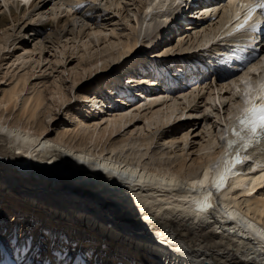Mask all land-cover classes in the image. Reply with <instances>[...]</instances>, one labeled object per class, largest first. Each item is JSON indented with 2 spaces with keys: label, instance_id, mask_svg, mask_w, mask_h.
<instances>
[{
  "label": "bare ground",
  "instance_id": "1",
  "mask_svg": "<svg viewBox=\"0 0 264 264\" xmlns=\"http://www.w3.org/2000/svg\"><path fill=\"white\" fill-rule=\"evenodd\" d=\"M90 1L95 5L98 0H0V52L5 49L9 52V47L18 39L24 51L22 52L24 55L16 58L8 69L17 64L15 70L17 68L19 70L21 66L29 63L26 60H30L33 53L37 51L41 55L44 50L59 44L61 39L71 37L70 39L75 42L82 41L83 32L93 24H90L85 14L77 12ZM164 1H140L137 9L140 17L137 19L139 24L137 33L132 38L127 34L126 40L119 43H110L104 51L94 55V60L91 59V55L86 57L88 63L84 62L85 67L81 63L78 66L82 67V70H86L87 66L90 71L94 67L95 71L91 76L102 73L98 78L102 79L103 85L104 81L107 82L109 77L115 74L112 71H116L118 66L122 64H125V67L132 66L140 62L137 57L144 53L149 57L183 59L193 50L195 53L196 50L199 52V49H203L206 58H212V49L209 46L217 36L223 38V45L235 40L238 42L237 45L234 44L236 47L233 50H226L223 58L215 62L217 67L224 69L220 75L230 69L232 61L242 62L240 65H243L246 60L255 59L256 53L250 49L257 41L255 32L242 31L235 37L221 32L223 26L232 17L234 19L236 12L241 10L239 4L233 3L221 7V1L200 3L201 7L196 9L205 14L201 18L202 21L206 19L205 17L209 18L210 23L219 19L210 28L213 31L211 36H205L195 47H183L181 44L186 37L183 40L179 37L177 43L179 49L165 47L162 55L159 53L162 49L155 52L159 45L158 37L171 21L168 17L170 15L173 17L182 10L179 7L183 0L179 3L172 0L167 7L163 6ZM116 2L110 4L117 8L120 4ZM50 4L53 9L51 18L38 26L36 24L40 21L38 19L45 17L43 11ZM75 7L76 12H73ZM3 8H7V13L1 11ZM150 8L152 12L149 13ZM219 9L221 13L219 11L216 14ZM189 14H192V11H189ZM155 17L164 18L162 28L149 43L144 42L142 35L152 32ZM188 26L185 28L189 29ZM51 27L55 30L51 31ZM42 30L49 32L41 34ZM96 32L104 33L101 30ZM174 32L177 33L178 30ZM30 35H33L32 39ZM110 35L117 36L113 30ZM183 36L185 34L181 37ZM104 41L109 42L106 34ZM155 41L157 43H154ZM86 46L87 44H83V47ZM110 50L115 51L107 54L106 52ZM244 52L248 54L245 55ZM102 53L107 55L104 56ZM61 54L63 55L62 52ZM98 54L101 56L98 57ZM249 54L253 56L249 57ZM194 56L186 57L182 63H191L194 68L200 65L204 70L208 66H213L211 60L208 64L198 59L188 60ZM81 57L82 55L80 61ZM106 58H110L111 62L109 63ZM225 59L230 66L220 64ZM150 61L142 62L138 67L143 68V71L151 69ZM59 62L62 63V60ZM37 63H40V60ZM135 68L128 67L121 76L126 73L129 77L131 72L135 74L137 72ZM251 68H255V72L250 71ZM8 69L0 76V84L4 82L5 85L9 80L8 88L0 90V212L12 210L16 219L22 216L23 221L12 220L7 234L15 236L13 227L20 226L22 231L19 237L23 239V243L18 245L17 249H8L12 238L7 236L6 239L0 234V245L4 247L3 249L0 247V251L4 260L11 262L17 260L28 264H264V239L257 235L264 233V167L250 170L242 167L244 162L236 166L234 175L231 176L233 185L228 184L227 190L223 192L228 200L222 202L220 207L215 206L216 216L212 213L213 208L199 212L194 210L192 204L193 196L201 192L200 185L193 189L192 181L197 180L203 169L211 173L216 166L218 158L224 151L222 138L225 136V130L241 114L245 106L246 88L249 85L253 88L255 83L254 81L249 84L246 80L264 69V57L245 68L236 79H222V83H229L213 89L214 93L216 92L213 99L206 98L213 103L217 101L219 108L224 110L221 105L223 96L220 94L230 89L231 106L237 108L233 112L229 111L226 118L224 116L221 118L219 113L215 116L218 131L214 132L211 139L200 145L198 155L193 159L189 158L187 152L185 153L188 132L181 137L183 149L175 152L172 150L175 138L170 135L168 129H165L167 132H163L164 129L159 131L164 126L167 128L172 122V116L178 108L184 113L189 107L180 108L177 105L178 99H185L187 95L193 97L196 90L199 92L198 88L195 89L198 82L193 84L194 76L191 73L185 74L182 79V84L189 85L188 90L191 92L187 94L188 90H182L177 96L180 98L177 99L170 96L169 91L173 85L171 81L166 83L164 92L160 90L152 92L151 87L156 85L149 80L151 86L145 89L153 94L141 103L135 102L134 105L125 106L127 109L117 108L113 112L106 110V105L102 103L105 101L101 100L98 89L92 94L79 96L82 103L86 102V106L89 105V110L95 109L100 103L99 110H103V116L93 118V122L87 121V124L78 122L72 129L68 127L57 129L56 136L52 138L49 135V127L55 115L53 109L45 108L44 92L37 88L38 86L28 89L31 77L28 72L20 74L23 70L18 73L13 70L11 74L14 75L7 78ZM188 70L192 69L189 67ZM196 71L201 74L203 70ZM147 75L148 73L144 72L130 79L147 82L149 78ZM85 81L88 82L87 78L74 80V84L79 86ZM115 85L117 87L115 90L110 84L103 86L106 91L103 92L106 97L114 98L116 95L118 100L119 97L122 98L124 92H118L119 89L123 90L121 84L115 82ZM61 89L59 86L51 90V94L57 96L55 102L58 110L68 102ZM237 89L240 91L237 92ZM165 92L167 95L162 98ZM235 96L239 102L234 100ZM133 107L134 109L128 110ZM166 111L170 113L167 114ZM139 115L145 119L146 129L139 133L138 131L134 134L126 133L121 138L114 137L120 131L125 132L126 127L133 124ZM164 134V141L171 136V140L165 142L171 150L167 151V148L161 150V147L152 150L154 141ZM255 149L264 157V153L256 146ZM99 165H103L109 171H104ZM235 188L240 189V192L235 191ZM38 189L42 190L40 194ZM236 216L241 220H238L236 225L228 227V220ZM36 220L38 229H34ZM43 224L46 226H42ZM23 226L27 229H23ZM44 228L47 235L43 231ZM25 230L33 231L27 236ZM42 238L43 242L38 244ZM17 242L15 240V244ZM249 256L251 259H248Z\"/></svg>",
  "mask_w": 264,
  "mask_h": 264
},
{
  "label": "rangeland",
  "instance_id": "2",
  "mask_svg": "<svg viewBox=\"0 0 264 264\" xmlns=\"http://www.w3.org/2000/svg\"><path fill=\"white\" fill-rule=\"evenodd\" d=\"M111 1H113V3ZM115 1L119 2V4H120V6L117 8H115L116 6L111 5V4H114ZM140 1H145V0H140ZM139 2H138V0H98L97 3L95 5H93V2L90 1L88 5L82 7L77 12L79 14H85V17L90 21V24L91 25L93 24L90 28L87 27L86 30L83 32L82 41L77 40L75 42L72 39H70L71 37L64 38L63 40L61 39V42L59 41L60 42L59 44L55 45V47H50L48 50H44L41 53V55H39L37 51L35 53H33V56L30 58V60L29 59L26 60V61H29V63L27 62V64L24 66L25 68L23 66H21L19 68V70H18V68L15 70V67L17 66V64H14V66H12V68L8 69V67L16 60V58L24 55L23 54L24 51H22V47H21V41L19 39H18L19 41L18 40L15 41L14 45L9 47V52L6 49L3 52L2 51L0 52V61H1L0 62V76L4 75L6 73L7 69L9 70L7 78H9L8 76L11 77L14 75V74H11L13 70H15L14 72H16V73L23 70L20 74H24V73L28 72L29 76L31 75V77L28 81V86H27L28 89H31L33 86H35V87L38 86L37 88H39L42 92H44V95L46 96L45 108L49 109V107H50V109H53V113L55 115L54 121L51 122L50 127H49V131H50L49 135H51L52 138L56 136L57 129H63V127H68V129H72L73 126L75 124H77L78 122L81 124H87L88 123L87 121L93 122L94 119H98V118H101L103 116V113H104L103 110L102 111L99 110L100 103H99L98 107H96L95 109L90 108V110H89V105L86 106V102L82 103L81 99H79V96H84V95L90 94V93L92 94L93 92H95V90L97 91V89H98V91L100 92L99 96L101 97V100L104 101V99H105L104 92H106V91L103 89V86L110 84L114 89V88H117L115 85V82H118V84L123 85L122 83L125 79L132 78L135 75L138 76V73L139 74L141 73V72H138V73L136 72L135 74H133V72H131L130 73L131 75L129 74L130 75L129 77H127L126 73H125L124 74L125 77L124 76L122 77L121 75L126 71V69H128V67L130 68V67L134 66V67H136L135 69H137L136 71H138L139 70L138 66H140V64L142 62H147V61L151 60L148 57V55H145V53H144L146 51H147V53H150V52H148V50L144 51L143 52L144 54L137 57V60L138 61L140 60V62H136V64H132V66L129 65L128 67H125L124 66L125 64L118 66L116 71L115 70L112 71V73H115V74H112V77H109L107 82L104 81L103 85H101L102 79L100 80V78H98V77L102 76L101 75L102 73L91 76V73H93L95 71L94 67H93V69L91 68V71H90L87 66H86V68H87L86 70H82V67L78 66L81 63V65L85 67L84 62H86V64L88 63V61H87L88 59L86 57H89L91 55V57H92L91 59L94 60V55L95 54L97 55V53H99L100 51H104L105 48L109 47L108 45L110 43L111 44H112V42L113 43H119V41H124V39L126 40L127 34H129L130 35L129 37L132 38V36L137 33V31L139 30V24H137V19L139 20V18H140L138 16L139 13H137V9L139 7L138 4H140ZM74 5L75 4H73V6ZM109 5H111V6H109ZM78 6H80V5H78ZM222 6L223 5H221V7ZM3 10L6 11V13H7V8L6 9L3 8L1 11H3ZM74 11L76 12V7L73 9V12ZM194 11H196V10H194ZM194 11H193V13H194ZM43 12H45L46 15L43 14V15H45V17L38 19V20H40L38 23H36L38 26H40L42 23H46L51 18L50 15H52V13H53L52 5L50 4L46 8V10ZM201 18L202 17H200V19H198V20H194V22L188 23V25H190V26L187 25L189 27V29L185 28V27L180 28V30L177 33H175L174 36L170 37V39L165 40L163 42H160L158 40L159 45L154 51L156 52L157 50L162 49L161 51L159 50L160 51L159 53L162 55V53L165 52L164 51L165 47H168V49H170V48L179 49L177 47L178 40H180L179 37L182 38V40L186 37L181 44L183 47H193V46L195 47L198 44V42L200 40H202L205 36H211L213 34V31H211L210 28H212L213 27L212 25L214 23H217V21L219 19H217L216 21H211L212 23H210L209 18L205 17L206 19L203 21L201 20ZM163 21H164V18H161V17H155L154 18V20L152 22V27H153L152 32L149 34H146V35L145 34L142 35L144 42L147 41V43H149L150 42L149 40L155 37L156 32L161 30L162 24L164 23ZM214 26H216V24ZM50 29H51V31L55 30L52 27ZM99 30L103 31L104 33H102V34L97 33L96 31H99ZM111 30H113L114 33L117 34V36L110 35ZM41 32H42L41 34H46L47 30H42ZM105 34H106V37L109 39V42L107 41L108 43L106 41H104ZM184 34H185V36L181 37ZM30 38L32 39L33 35H30ZM159 38H160V36H159ZM239 38H241V37H239ZM239 40H242V39H239ZM81 43H82V46H81ZM15 44H17L18 46ZM83 44H87V46L83 47ZM199 50H202V52L201 51L198 52L196 50L195 53L196 54H199V53L204 54L203 49H199ZM111 51H115V50H110V51H107L106 53L108 54V52H111ZM193 51L191 54L185 55V57L183 59L181 57H180V59H179V57H175V58L173 57V58H169V59H165L164 57H162V58H164L163 60H159V61L158 60H154V61L151 60L149 62V64L152 65V68L149 69L150 73H149V75H147L149 78H147L146 81L149 80V81H153V82L157 83L158 82L157 78L161 77V73L165 72L166 68H168V69L178 68V66H180V64L182 65V61L185 60L186 57H188V56L190 57L191 55L192 56L196 55L195 53H193ZM61 52L63 53V55L61 54ZM107 54H105V55H107ZM2 55H4L5 57L4 56L1 57ZM81 55H82V57H81L82 61H80ZM100 56L101 55L98 54V57H100ZM251 56H253V55L249 54V57H251ZM109 59L110 58H106V60L110 63L111 59L110 60ZM38 60H40V63H37ZM61 60H62V63L61 62L58 63V61H61ZM220 64L227 65V60L225 59L223 62H220ZM97 65L99 67L100 62H98ZM29 66H30V68H29ZM233 70L234 69H232L231 73L228 72L229 70H227L226 73H224L225 75L224 74L220 75L217 78L216 77L214 78V76L213 77H210V76L206 77L205 76L203 79L199 80V83L195 87V89L198 88L199 92H197V90H196V94L193 95V97L195 96V99H193L192 96L187 95L185 99L180 100L181 98L177 97L180 91L175 90V89L173 90V93H171L170 96L171 97L173 96V99L180 98L177 101L178 102L177 105L180 108H182V106H189V107L186 108L184 113H181V110L178 108V110H177L178 112L177 111H175L176 113L174 112L175 114H173V116H172V120H171L172 122L169 123L167 128H165V126H164L163 128L159 129L160 132L163 129H164L163 132H167V131H165V129H168V131L170 132V135L175 138L174 146L172 147V150L174 149L175 152H177L180 149H183L184 143L182 142L181 137L183 136L182 134H185L188 132L189 136H188L187 146L185 147V153L187 152V154L189 155V158H192V159L195 158L198 155L197 151L200 149V145L204 144L209 139H211L213 137V135L215 134L214 132L218 131V129L216 128L217 122H216L215 116H217L219 113L221 118H223V116L226 118V115L229 111L233 112L236 110L237 107L235 108L234 106H231L230 100H231L232 93L230 92V89H226V92H224L223 94H220L221 96H223L222 100H221V102H222L221 105L223 106L224 110H221L219 108V103H217V101H215L214 103L212 100L209 101L211 98L213 99V97L216 93V92L214 93L213 89L216 90L217 88L223 86L224 84L229 83V82L222 83V79L225 80L226 77L232 76L234 73ZM158 72H160V75H158ZM224 76H225V78H223ZM83 78L84 79L87 78L88 82L85 81L84 83L80 84L79 86L76 83L74 84V80H80V79L82 80ZM254 78L257 79V76H250L246 80V82L248 81L249 84H252L255 81ZM7 83H9V80H7ZM7 83L5 85H4V82L2 84H0V90H2L4 88H8ZM59 86H60V89L62 88L61 92L65 95L66 100H68L66 105L64 107H62L60 110H58V108H57L58 105L55 102V100L57 99V96H53L51 94L52 88L53 87H59ZM160 88L161 87H158L156 90L157 91L160 90V92L161 91L163 92V89L162 88L160 89ZM201 88H203V89L201 90ZM106 90L108 91L109 89H106ZM120 91L124 92V93H122L123 94L122 97H124V98H122V100H120V102H119V104H121V105L127 104L126 98H129L132 94H135V93L127 91L125 89H123V90L119 89L118 92H120ZM99 92H96V93L98 94ZM152 92H155V90ZM152 92H150V95L153 94ZM190 92H191V90L190 91L188 90L187 94H189ZM96 93H95V95H96ZM197 93H198V95H197ZM137 94H139V93H137ZM236 96L234 97L235 98L234 100L236 102H239ZM206 98L209 100L207 101ZM98 99L100 100V98H98ZM190 102H191V104H190ZM102 103L104 105H106L104 102H102ZM138 103H141V102H136V104H138ZM84 105L86 107H84ZM207 108L208 109L211 108V109H209L210 111ZM230 108L231 109L233 108V110H231ZM101 109H103V107H101ZM166 113L169 114L170 112L166 111ZM142 116L144 117L143 113H142ZM142 116H140V115H139V117L137 116L136 120L133 121V124H130V126H128L129 128L126 127L125 132L120 131L114 137L118 136V138H121L126 133H133L134 134L137 131L139 133L142 129H146L145 119H143ZM169 126L171 127V129H169ZM103 127L104 126H102L101 129H103ZM161 136L157 137V139L154 141L155 143L152 145V150L161 147V150L167 148V151H170L171 149H169L168 145H165V142H169V140H171V136H170V139L167 138L168 140H166V141H164L165 134L161 135ZM196 152H197V154H196ZM26 189L31 190L32 188H26ZM37 191H38V194H40L42 190L38 189ZM37 191H36V193H37ZM25 217H27V216H25ZM18 218L16 219L14 217L12 210H6L3 212H0V223H1L0 224V234L2 237L6 238V239H7V236L8 237L10 236L12 238L9 241L10 247H8V249H17L18 245H21L23 243V239H21L19 237L20 232L22 231L20 226L13 227L14 232H16L15 236H14V234H12V235L7 234L8 230L10 229L9 224L12 222V220H16V221L22 220L23 221L22 216L20 217V219H18ZM44 225L45 224H43L42 226H44ZM23 229H27V228L25 226H23ZM34 229H38V221L37 220H36V224H35ZM5 231H6V234H5ZM25 231H27V230H25ZM31 231H33V230L27 231V233H28L27 236L31 234L30 233ZM43 231L46 232V235H47V230L45 228L43 229ZM39 238H40V236H39ZM44 238L39 239L40 241L38 242V244L39 243L41 244L43 242ZM12 240H14V242ZM15 240L18 241L17 242L18 244L17 243L15 244ZM30 244H31V241H30ZM1 246H2V244L0 245V247ZM49 261L51 262L50 258H49Z\"/></svg>",
  "mask_w": 264,
  "mask_h": 264
},
{
  "label": "snow or ice",
  "instance_id": "3",
  "mask_svg": "<svg viewBox=\"0 0 264 264\" xmlns=\"http://www.w3.org/2000/svg\"><path fill=\"white\" fill-rule=\"evenodd\" d=\"M233 4H239L240 11L236 12L234 19L237 21L232 31L225 33L227 36L235 35L242 31L256 32L260 27V21H253L254 15L259 11L264 17V0H230ZM179 3V0H177ZM148 12H152L150 8ZM250 71L255 72V68ZM240 90L237 89V92ZM245 106L239 116L232 121L225 130L224 151L218 158L215 168L211 175L206 171L204 179L192 181V187L200 185L203 189L207 184L208 191H201L198 195L193 196L192 204L195 211L203 212L212 207L210 198L211 189L219 191L225 184L230 175L234 174L237 165L242 164L249 156L245 155L246 151L256 146L261 153H264V83L252 88L250 85L244 92ZM104 171H109L103 165ZM115 174V173H114ZM135 175V173H133ZM235 219V217H232ZM248 227H252L248 225ZM261 239H264V233H257ZM248 259H251L249 256Z\"/></svg>",
  "mask_w": 264,
  "mask_h": 264
}]
</instances>
